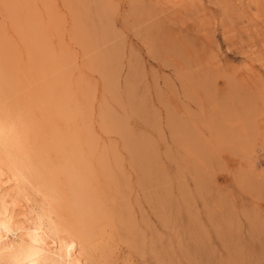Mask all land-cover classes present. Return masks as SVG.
<instances>
[{
	"label": "rangeland",
	"instance_id": "obj_1",
	"mask_svg": "<svg viewBox=\"0 0 264 264\" xmlns=\"http://www.w3.org/2000/svg\"><path fill=\"white\" fill-rule=\"evenodd\" d=\"M0 110L84 264H264V0H0Z\"/></svg>",
	"mask_w": 264,
	"mask_h": 264
},
{
	"label": "bare ground",
	"instance_id": "obj_2",
	"mask_svg": "<svg viewBox=\"0 0 264 264\" xmlns=\"http://www.w3.org/2000/svg\"><path fill=\"white\" fill-rule=\"evenodd\" d=\"M46 87V86H45ZM63 88V87H62ZM59 89V88H58ZM47 90V89H46ZM56 90V89H55ZM49 92V91H48ZM53 92V91H52ZM61 92V91H60ZM64 92V91H63ZM54 94V93H53ZM52 94V95H53ZM62 95H66L63 93ZM55 96V95H54ZM53 96V97H54ZM57 96V95H56ZM38 97V96H37ZM48 97V96H46ZM58 97V96H57ZM60 97V96H59ZM52 98V97H50ZM62 100H67V98ZM57 101L63 103L64 101L62 100ZM49 100V99H48ZM53 100V98H52ZM56 101V99H54ZM40 103V102H39ZM68 103V101H67ZM50 104V103H49ZM31 105V104H30ZM29 105V106H30ZM40 105V104H39ZM51 105V104H50ZM63 105V104H62ZM52 106V105H51ZM61 106V105H59ZM67 106V105H65ZM28 107V106H27ZM34 107V106H33ZM42 107V106H41ZM46 107V106H45ZM44 107V108H45ZM14 108V107H13ZM12 108V109H13ZM55 108V106H54ZM54 108H52L54 110ZM60 108V107H59ZM58 108V109H59ZM63 108V107H62ZM2 109V108H1ZM11 109V108H10ZM15 109V108H14ZM30 109V108H29ZM42 109V108H41ZM49 109V108H48ZM56 108V110H58ZM67 109V108H66ZM65 109V110H66ZM1 111V110H0ZM27 111V110H26ZM11 112V111H9ZM8 112V113H9ZM31 112V111H30ZM46 112V111H44ZM63 112V111H62ZM19 113V111H18ZM48 111L46 112L45 115L48 116ZM51 113V112H50ZM16 114V112H15ZM41 114V113H40ZM56 114V113H55ZM9 115V114H8ZM3 116V115H1ZM25 116V115H24ZM46 116V117H47ZM54 116V115H53ZM4 117V116H3ZM45 117V116H44ZM2 118V117H1ZM26 118V117H25ZM39 118V117H38ZM6 119V118H5ZM9 119V118H8ZM13 119V118H12ZM11 119V120H12ZM23 119V118H22ZM3 120V119H2ZM9 120V121H11ZM16 120V119H15ZM7 121V120H6ZM5 121V122H6ZM14 121V120H13ZM24 121V120H23ZM8 122V121H7ZM31 122V121H30ZM42 122V121H41ZM10 122H8L9 124ZM14 123V122H13ZM27 124V122H24ZM17 124V122H16ZM42 124V123H41ZM31 125V124H30ZM34 127V126H33ZM41 127V126H39ZM18 128V125L17 127ZM11 129V128H10ZM32 129V128H31ZM43 130V128H42ZM24 131V129H23ZM32 131V130H31ZM16 132V131H15ZM36 132V131H35ZM42 132V131H41ZM45 132V131H44ZM57 133V132H56ZM18 134V133H17ZM59 134V133H58ZM16 135V134H15ZM30 135V134H29ZM10 136L11 133L8 130V125L5 124L3 121L0 119V181L2 184H7L12 181H18L19 185L23 184V182L30 184L29 180L25 177L24 172H23V167L21 163L17 160H14L13 158L10 157V155L7 153V151L4 149V144L7 142H10ZM15 137V136H14ZM28 137V136H27ZM54 137H57L55 134ZM19 138V137H18ZM21 138V137H20ZM32 138V137H31ZM34 139V137H33ZM42 139V138H41ZM40 139V140H41ZM12 140V139H11ZM20 140V139H19ZM47 140V139H46ZM23 141V140H22ZM32 141V140H31ZM38 141V140H37ZM36 141V142H37ZM43 141V140H42ZM35 142V144H37ZM52 142V141H51ZM59 142V141H58ZM62 142V141H61ZM19 143V142H18ZM33 143V142H31ZM30 144V143H29ZM33 144L34 146H36ZM24 145V144H22ZM32 146V147H34ZM48 144H46V147ZM37 147V146H36ZM45 150L47 148L44 147ZM51 149V148H50ZM27 150V149H26ZM33 150V149H32ZM37 150L40 151V149L37 148ZM37 150H35L37 152ZM34 151V150H33ZM34 151V152H35ZM44 152V151H43ZM29 153V152H28ZM39 153V152H38ZM36 153V154H38ZM32 154V153H31ZM35 154V153H34ZM39 157V155H38ZM46 157V156H45ZM37 159V158H36ZM69 160H67L66 163H68ZM48 162H46L47 164ZM65 163V164H66ZM41 164V163H40ZM45 164V165H46ZM62 164V163H61ZM63 164V165H65ZM70 164V163H68ZM67 164L69 170L70 166ZM74 164V163H73ZM72 164V165H73ZM50 166V165H49ZM51 167V166H50ZM66 167V165H65ZM77 167V166H76ZM47 168V166L45 167ZM53 168V167H52ZM48 169V168H47ZM59 169V167H58ZM57 169V170H58ZM75 169V168H74ZM73 169V170H74ZM56 170V171H57ZM68 170V171H69ZM46 171V170H45ZM65 172V171H64ZM67 172V171H66ZM70 173V172H69ZM75 172L72 174L70 173V176H74ZM30 174V173H29ZM34 174V173H33ZM41 174V172H40ZM49 174V173H48ZM57 174V173H56ZM67 174V173H65ZM60 175V174H59ZM68 175V174H67ZM59 177V176H57ZM79 177V175H78ZM60 178V177H59ZM76 181V176L74 177ZM73 178V179H74ZM78 180V179H77ZM74 181V180H73ZM85 182V181H84ZM48 183V182H47ZM11 184V183H10ZM79 184V183H77ZM81 184V183H80ZM8 185V184H7ZM14 185V184H13ZM18 185V186H19ZM6 186V185H5ZM55 186V185H54ZM17 187V185H16ZM20 187V186H19ZM22 187H20L21 189ZM14 189V188H13ZM33 189V188H32ZM58 190V189H57ZM17 191V190H15ZM23 191V189H22ZM54 191V190H53ZM22 192L20 191L19 194ZM8 194V193H7ZM17 194V193H16ZM58 194V193H57ZM86 194V193H85ZM18 195V194H17ZM20 196V195H19ZM58 196V195H57ZM82 196V195H81ZM8 197V196H7ZM5 195L0 196V255H9L12 254L13 252V247L19 243L20 241V236H19V230L20 228L15 225L16 219L15 216H9L8 214V208L13 210H18V214L16 215L18 220H20L24 224V229L25 233H29L30 236V242L27 243L28 245H22L18 247V249H26L27 253L25 254V257L23 259H20L17 261V264H50L49 261L47 260V256H52L55 258L56 264H84V260L80 257V255L73 250L69 248V246L62 242L57 235H53L52 238H49L48 236V231L45 229L44 223L41 218L39 217H33L31 215L32 211L31 209L26 205V204H20L17 202L12 203L13 205H10L11 203L7 202ZM15 197V196H14ZM18 197V196H17ZM53 197V196H52ZM83 197V196H82ZM10 198V197H9ZM19 198V197H18ZM11 199V198H10ZM22 200V197H21ZM24 201V199H23ZM26 202V200H25ZM28 204V202H27ZM77 209V208H76ZM80 209V207H79ZM81 210V209H80ZM82 212V211H81ZM78 212V213H81ZM34 213V212H33ZM35 215V214H34ZM36 219V220H35ZM43 219V218H42ZM47 232H46V231ZM21 243V242H20ZM14 250V251H16ZM49 259V258H48ZM51 259V258H50ZM54 262V261H53Z\"/></svg>",
	"mask_w": 264,
	"mask_h": 264
}]
</instances>
